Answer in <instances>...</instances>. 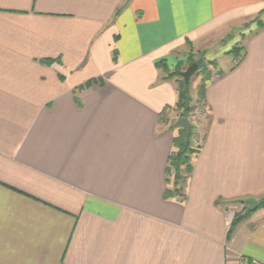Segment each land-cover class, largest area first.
<instances>
[{"label":"crops","instance_id":"0c3cea01","mask_svg":"<svg viewBox=\"0 0 264 264\" xmlns=\"http://www.w3.org/2000/svg\"><path fill=\"white\" fill-rule=\"evenodd\" d=\"M262 11L264 0H0V264H264V204L231 240L226 208L264 198V28L236 67L229 54ZM203 51L216 66L202 148L183 198L166 199L182 129L171 74Z\"/></svg>","mask_w":264,"mask_h":264},{"label":"trees","instance_id":"16d2710c","mask_svg":"<svg viewBox=\"0 0 264 264\" xmlns=\"http://www.w3.org/2000/svg\"><path fill=\"white\" fill-rule=\"evenodd\" d=\"M264 11H262L263 13ZM255 21L257 22V26L259 28H264V22L261 20L260 17H257L252 23ZM245 51V47L242 46H235L231 51H229V54L234 55V67H236L244 58V53L242 54L241 52ZM187 65L189 66L190 64L197 62L199 64V70L196 72V76L203 75V80L198 86V91H197V102L198 104V109H206L207 110V102H206V82L211 78L212 76V71L210 68H214L216 66L215 61H208L205 59L204 55H201L198 57L197 54H190L186 60ZM184 63L181 62L178 66V68L171 74V76H177L178 82H179V97L176 105L173 107L175 112L178 115V118L180 117H188L192 118V114L196 112V109L194 108V97L192 95L191 91V82L189 88H187L185 81L183 77L181 76V72L185 69ZM233 67V68H234ZM92 82L89 81L86 83V85L82 88L89 87L91 86ZM164 120V118H163ZM168 121V120H167ZM166 120L164 122H167ZM174 123L171 124V128H174ZM197 133V126L194 123V121L191 122V138H190V143L186 147L185 145V133L181 129L180 134L175 138V148L172 152V154L169 157V162H168V183L169 187L165 193V198L170 199L177 197L178 195H183L182 190L180 188H177L180 182L186 181L189 179L192 171H193V159L200 153L202 145L194 144V137ZM174 173V181L172 182L170 179V175ZM250 202L251 207L243 213H238L236 216L232 219L228 234H227V239L231 240L235 227L238 224V222L242 221L246 217H248L251 213L255 212L258 208L263 206V204H260L259 201L257 200H244L242 203Z\"/></svg>","mask_w":264,"mask_h":264},{"label":"rangeland","instance_id":"374dc122","mask_svg":"<svg viewBox=\"0 0 264 264\" xmlns=\"http://www.w3.org/2000/svg\"><path fill=\"white\" fill-rule=\"evenodd\" d=\"M261 15H262V14H261ZM261 20L264 22V15L261 16ZM256 27H257V22L255 23V21H254V22L252 23V22L250 21V22L247 24V26L244 28L245 30H244V32H242V33L240 34V36L237 35V37H236V36L232 37V39H233V38H237V39H235L237 42H236V44L232 47V49H233L235 46H242V45H243V40H245V38H246V36L248 35V33L253 32V31L256 29ZM230 39H231V37H230ZM230 51H231V50H230ZM206 52H207V51H203V52L200 53V55H204L205 59L208 60V59L206 58V56H207V53H206ZM241 53L243 54L244 51H242ZM230 57L234 58V55H233V54H230ZM186 58H188V56H187ZM186 60H187V59H186ZM208 61H211V60H208ZM187 67H188V65L185 67V69H187ZM185 69H184V70H185ZM210 69H211V68H210ZM184 70H183V71H184ZM211 71H212V70H211ZM195 74H196V73H195ZM196 78H203V75H200V76H196V75H194V76L192 77L191 80L194 81ZM201 82H202V80H201ZM204 119H205V116L202 117V118H201V121H200V122H201V123H200V130H201V131H203V121H204ZM170 179H171L172 182L174 181V173H173V172H172V174L170 175ZM184 182H185V181H184ZM187 182H188V179L186 180L185 185H186ZM185 185H184V187H185ZM183 194H184V193H183ZM250 207H251V204H250L249 201L246 202V203L232 202V203H228L227 206H226L227 210L232 214V219L236 216V214L246 212Z\"/></svg>","mask_w":264,"mask_h":264},{"label":"water","instance_id":"95a60500","mask_svg":"<svg viewBox=\"0 0 264 264\" xmlns=\"http://www.w3.org/2000/svg\"><path fill=\"white\" fill-rule=\"evenodd\" d=\"M199 64L197 62H194L190 64L187 69L181 72V76L183 77L185 84L187 88L190 86V82L192 77L195 75V73L199 70ZM175 128H182L185 133V145L186 147L190 143L191 138V121L188 117H180L178 118L174 123ZM260 204H264V198L259 201Z\"/></svg>","mask_w":264,"mask_h":264},{"label":"built area","instance_id":"2783aa9c","mask_svg":"<svg viewBox=\"0 0 264 264\" xmlns=\"http://www.w3.org/2000/svg\"><path fill=\"white\" fill-rule=\"evenodd\" d=\"M206 115H207L206 109H204V110L197 109L196 112L194 114H192V118L190 119V121L191 122L194 121V123L197 126V133H196L194 140H193L195 145H198V144L202 145V131L200 130V123H201L200 121H201V118L206 116ZM185 182L182 181L177 186V188H180L182 190V193L184 191ZM177 197L183 198V195L180 194ZM229 216L232 217V214L230 213ZM238 264H259V263L258 262H251L247 257L241 255L239 258Z\"/></svg>","mask_w":264,"mask_h":264}]
</instances>
